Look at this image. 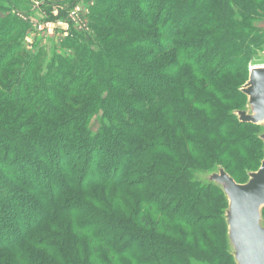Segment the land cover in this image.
Segmentation results:
<instances>
[{
  "label": "trees",
  "instance_id": "1",
  "mask_svg": "<svg viewBox=\"0 0 264 264\" xmlns=\"http://www.w3.org/2000/svg\"><path fill=\"white\" fill-rule=\"evenodd\" d=\"M116 4L123 27L150 36L123 47L143 54L110 80L98 132L76 119L47 127L43 145L26 130L0 135V264H234L224 195L192 172L219 164L236 180L260 167V128L231 112L247 104L239 89L264 41L252 25L264 0ZM31 86L24 107L51 109Z\"/></svg>",
  "mask_w": 264,
  "mask_h": 264
},
{
  "label": "rangeland",
  "instance_id": "2",
  "mask_svg": "<svg viewBox=\"0 0 264 264\" xmlns=\"http://www.w3.org/2000/svg\"><path fill=\"white\" fill-rule=\"evenodd\" d=\"M117 1L132 2L14 0L15 4L10 6L0 0V135L10 138V134L26 130L22 131L23 135L33 136L37 144L43 145L46 142L41 139L53 137L51 128L67 123L74 130L78 121L88 124L93 134L98 132L105 121L98 102L106 104L109 99L110 80L125 79L127 66L143 54L142 50L125 52L123 47L150 36L146 31L135 27L126 29L119 23L114 17L120 11ZM252 25L264 36L262 13ZM255 51L254 63L242 72L245 83L251 67L264 66V41ZM126 57L130 59L124 60ZM163 60L162 56H156L151 64L156 66ZM30 84L31 88H37V93L42 91L41 96L47 95L50 100L43 98V101H48L51 109L39 107L36 114L24 107V97H37L32 95ZM86 90L90 95L83 94ZM46 91L56 94L65 109L51 102ZM10 92L20 97L9 95ZM108 101L107 106L112 108L113 104ZM55 109L60 113L56 114ZM236 180L244 184L247 177L243 172Z\"/></svg>",
  "mask_w": 264,
  "mask_h": 264
},
{
  "label": "water",
  "instance_id": "3",
  "mask_svg": "<svg viewBox=\"0 0 264 264\" xmlns=\"http://www.w3.org/2000/svg\"><path fill=\"white\" fill-rule=\"evenodd\" d=\"M239 90L247 97V104L231 115L241 124L260 128L257 138L263 144V159L259 169L246 171L248 180L244 184L219 164L210 170L193 171L192 177L193 183L202 188L215 187L224 195L227 253L234 264H264V66L251 67L247 82Z\"/></svg>",
  "mask_w": 264,
  "mask_h": 264
}]
</instances>
